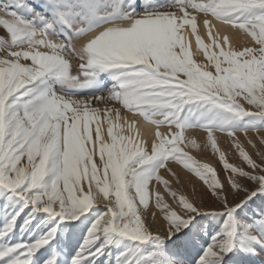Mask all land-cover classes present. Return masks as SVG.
Masks as SVG:
<instances>
[{
  "label": "snow or ice",
  "instance_id": "snow-or-ice-1",
  "mask_svg": "<svg viewBox=\"0 0 264 264\" xmlns=\"http://www.w3.org/2000/svg\"><path fill=\"white\" fill-rule=\"evenodd\" d=\"M249 133L264 146V0H0V264H264Z\"/></svg>",
  "mask_w": 264,
  "mask_h": 264
},
{
  "label": "rangeland",
  "instance_id": "rangeland-1",
  "mask_svg": "<svg viewBox=\"0 0 264 264\" xmlns=\"http://www.w3.org/2000/svg\"><path fill=\"white\" fill-rule=\"evenodd\" d=\"M248 45L249 46H251V45L254 46L253 43L248 44ZM248 45L241 43V44H239L238 48L239 49L240 48L242 49L243 47H249ZM241 46H243V47H241ZM237 135L238 136L241 135L240 137H242L244 139L243 142H241V144L243 145V147L245 148V150L248 151L249 154H251L254 159H258L257 156L255 155L256 150L253 149L252 146L247 142V140L244 137V135L242 133H238ZM249 136L252 138V140L254 142H256L257 148H259L261 151H264V146H262V145L259 144V141L256 138V134L255 133H249ZM261 136H264V133H261ZM221 149L223 151H225V153L227 154V157H228L230 163H234V164H240L241 163V160H240V158L238 156V153L235 151L234 148H232L230 146V143H225L223 145V147H221ZM190 154L193 155L199 161L201 160V158H203V162L200 161L201 163L211 164L218 171L221 168V165H220L219 160L217 159L216 156H214L211 153L210 148L203 147V149H201V151L198 153V155L195 154V153H190ZM182 179L185 182V188L180 189V191L181 192H186L190 197L192 195V191H191L192 190V185L195 186V188L197 190V193H200V192H204L205 191V188H204L202 182L199 181L198 179H196L194 177H189L188 174H186V176H182ZM173 188L174 189L176 188V185L175 184H173Z\"/></svg>",
  "mask_w": 264,
  "mask_h": 264
},
{
  "label": "bare ground",
  "instance_id": "bare-ground-1",
  "mask_svg": "<svg viewBox=\"0 0 264 264\" xmlns=\"http://www.w3.org/2000/svg\"><path fill=\"white\" fill-rule=\"evenodd\" d=\"M198 21H199V26L198 27H199V31H200L202 37L204 38V40H205L206 43H210V41L208 40V37L206 35V29L204 28L203 23H202V17H198ZM213 23H216V22L213 21ZM217 27L221 30V33H225L226 32L230 36V38L232 40V45H233V48L234 49H237L238 50L239 49L238 46L241 43L242 44H247V45L253 43L249 38H247L246 36H244L242 33L235 32L232 29L226 28L223 25H217ZM241 47H243V46H241ZM192 48H193V52H194V58L197 59L198 62H202L203 61V56L201 54H195L196 53L197 46L195 44L194 38L192 40ZM124 111L125 110H122V112H124ZM114 119H115V117H114ZM126 119H128L130 121L132 119H137V118L136 117H133L131 114H127ZM125 127H126V125H125ZM149 127L150 126L145 125L143 122H141V127H140L141 134L143 135L145 128H149ZM105 130H106V125H105ZM162 131H164V129H162ZM124 134L125 135H128L129 133L125 132ZM188 135L190 137L193 136V135L196 136V138L198 139V141L201 143V146H202L201 149H203V147H204V134L202 132L201 133H188ZM217 136H218V139H219V142H220V147H223V145L225 143H230V140L226 136H223V135H221L219 133H217ZM240 136H239L240 142H243L244 139L242 137H240ZM146 138H148V137H146ZM148 139H150V138H148ZM188 151H190V153H195L197 155L199 153V152H196L195 150H190V149ZM200 161L203 162V158H201ZM161 174L164 175L166 179H171V177L167 176V174H165L163 171H162ZM182 176H186V173L183 174ZM161 191H163V188L162 187H161Z\"/></svg>",
  "mask_w": 264,
  "mask_h": 264
}]
</instances>
